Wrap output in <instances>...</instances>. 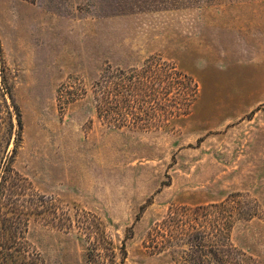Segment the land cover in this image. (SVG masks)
Returning a JSON list of instances; mask_svg holds the SVG:
<instances>
[{"label": "rangeland", "instance_id": "obj_1", "mask_svg": "<svg viewBox=\"0 0 264 264\" xmlns=\"http://www.w3.org/2000/svg\"><path fill=\"white\" fill-rule=\"evenodd\" d=\"M153 58L198 85L187 111L175 115L190 90L169 78L156 119L138 114L150 128L100 120L96 82ZM17 175L59 215L31 216L17 249L0 229V264H88L86 218L119 263L165 264L155 236L171 212L233 200L232 243L264 264V0H0L7 195Z\"/></svg>", "mask_w": 264, "mask_h": 264}, {"label": "trees", "instance_id": "obj_2", "mask_svg": "<svg viewBox=\"0 0 264 264\" xmlns=\"http://www.w3.org/2000/svg\"><path fill=\"white\" fill-rule=\"evenodd\" d=\"M169 78L180 80V83L190 90L188 94H179L183 96L182 105L185 104L186 108L177 107L175 115L186 112L187 107L198 96V85L175 67L155 64L153 58L140 69H109L96 82L97 117L112 128H150L145 124H138L141 120L138 114L141 112L155 118L157 107L163 110V102L155 95V87ZM14 111L17 118L14 125L15 135L20 139L23 127L19 109L15 104ZM166 114L171 112L161 115V118L165 119ZM128 116L133 120L130 126L125 124ZM123 120L125 122H122ZM9 188L10 195L5 193L4 187L0 189V229L2 232L7 230L5 234L10 237L9 245L17 249L22 246L20 239L24 240L31 216L41 217L45 222L51 216L56 218L59 208L45 196L29 191L18 175L13 178ZM231 203L222 202L209 207H182L171 212L163 225L157 228L155 236V249L167 254L165 264H256L232 243L235 219L240 217L244 210L239 200H233ZM79 227L86 231L85 234L82 231L81 233L88 242L93 240L89 243L92 247L87 254L88 264H124L123 260L120 263L116 261L117 254L109 248L108 237L91 223L90 218H86ZM5 241L0 240V251Z\"/></svg>", "mask_w": 264, "mask_h": 264}]
</instances>
